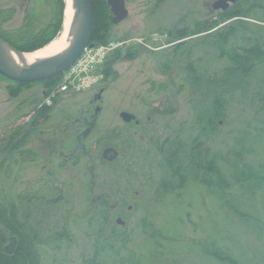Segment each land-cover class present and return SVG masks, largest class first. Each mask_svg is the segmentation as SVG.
<instances>
[{"label":"rangeland","instance_id":"rangeland-1","mask_svg":"<svg viewBox=\"0 0 264 264\" xmlns=\"http://www.w3.org/2000/svg\"><path fill=\"white\" fill-rule=\"evenodd\" d=\"M124 1L127 17L107 27L92 1L93 44L109 50L100 76L78 58L85 89L0 75V204L28 223L40 264H229L212 256L222 250L264 264V233L245 220H264V172L242 164L264 169V114L248 100L264 62L228 58L264 48V22L222 17L215 0ZM51 5L0 0L1 28Z\"/></svg>","mask_w":264,"mask_h":264},{"label":"trees","instance_id":"trees-1","mask_svg":"<svg viewBox=\"0 0 264 264\" xmlns=\"http://www.w3.org/2000/svg\"><path fill=\"white\" fill-rule=\"evenodd\" d=\"M93 1V0H91ZM101 8H99L96 12L94 10V4H92V12H94L95 23L97 21V25L100 23H104V26L107 27L110 22V13L109 9L106 5L105 0H98ZM264 5L254 4L253 1L249 0H239L235 4L231 5L226 11L220 12V15L225 18H229L231 16H241L248 17L254 19L259 22H264V11L261 9ZM254 8V9H253ZM51 11L45 15V17L39 18L34 11H28L26 17L24 18L23 23L20 27L12 30H4L1 28L0 23V37L9 43L12 47L20 51H33L43 45L47 44L51 39H53L59 30L62 27V13H63V0H55V7L51 5ZM260 9V10H259ZM103 10V15L102 11ZM12 12V10H9ZM262 11V13L260 12ZM8 12V11H7ZM93 18V20H94ZM40 19V20H39ZM95 25L93 27L92 41L100 40V36L98 32H95ZM204 29L203 27L198 30ZM95 34L98 37H95ZM226 32H224L223 36H219L221 41H225ZM264 46V44H263ZM228 52H225L226 55ZM223 54V55H224ZM228 58L232 62H236L238 64H244L247 61L250 62L248 69L251 68V63L256 62H264V48L261 44L253 45L246 49L242 54L236 53V50L233 49V52L228 55ZM59 78L57 75L45 79L46 86L48 83H54ZM48 82V83H47ZM22 84V83H19ZM248 98L249 103L254 110V116H262L264 114V87H256L251 91V94ZM216 113V112H215ZM258 116V117H259ZM244 135L239 137L238 142L241 148L242 140L248 135L246 131L242 132ZM260 142V141H258ZM262 150V149H261ZM243 170H247L252 174H260L264 172L263 167L255 166L254 163L249 161H244ZM196 166V164H194ZM194 166L189 165V170L192 171ZM239 169V171H243ZM258 186H261L258 184ZM258 188V187H253ZM60 190V189H58ZM59 195V192H57ZM9 209V211L7 210ZM9 216H5L6 214ZM18 210H15L14 205L11 204L9 206H4L0 204V264H40V258L38 252L35 250L32 242V238L30 234L32 232L25 229V226H28L26 222H20L17 215ZM242 214V213H241ZM246 216L245 214H242ZM246 223H249L251 226L256 227L257 232L264 233V220H250L245 218ZM255 221V225L254 224ZM24 232L25 234H23ZM30 233V234H28ZM223 253H215L212 255L219 261H227L229 264H239L238 259L235 261V258L229 254L227 250H222ZM224 257V258H221ZM26 262V263H25Z\"/></svg>","mask_w":264,"mask_h":264},{"label":"water","instance_id":"water-1","mask_svg":"<svg viewBox=\"0 0 264 264\" xmlns=\"http://www.w3.org/2000/svg\"><path fill=\"white\" fill-rule=\"evenodd\" d=\"M238 0H215L211 4L213 10L225 11L230 4L236 3ZM112 14L111 23L118 24L127 16L124 0H105ZM77 31L65 44L60 54L51 59L46 65H42L31 71H25L8 58L0 49V75L7 80L14 82H33L50 78L65 70L80 55L82 50L91 43L93 33V12L91 0H75ZM0 43H6L11 49L18 54L25 52L19 51L0 38ZM121 117L125 121L134 118L129 113H121ZM109 154V155H108ZM103 157L112 160L116 157V151L113 148H107L103 151Z\"/></svg>","mask_w":264,"mask_h":264},{"label":"bare ground","instance_id":"bare-ground-1","mask_svg":"<svg viewBox=\"0 0 264 264\" xmlns=\"http://www.w3.org/2000/svg\"><path fill=\"white\" fill-rule=\"evenodd\" d=\"M63 25L60 34L43 47L31 53L18 54L6 43H0L1 51L15 64L25 71H31L46 65L51 59L58 56L60 51L77 31L75 0H63Z\"/></svg>","mask_w":264,"mask_h":264},{"label":"built area","instance_id":"built-area-1","mask_svg":"<svg viewBox=\"0 0 264 264\" xmlns=\"http://www.w3.org/2000/svg\"><path fill=\"white\" fill-rule=\"evenodd\" d=\"M92 48H88L85 49V51L83 52L82 56L80 59L85 57L84 62H87V70H93V65L96 64V66L98 64H100L103 59L105 58L107 52H108V48L106 46H97L95 48L97 49H93ZM94 50L93 54L87 55L88 51H92ZM98 52V53H97ZM87 55V56H86ZM80 59H78L64 74L62 77V81L63 84L60 88V90L65 91L67 87H72L75 90H80V89H85V86L83 84V80L85 79H81L79 76L72 78L71 76L73 75L74 72H76L77 70V66L79 63H77ZM92 73V71H91ZM99 78V77H98ZM89 79L92 81L94 80V76H90Z\"/></svg>","mask_w":264,"mask_h":264}]
</instances>
